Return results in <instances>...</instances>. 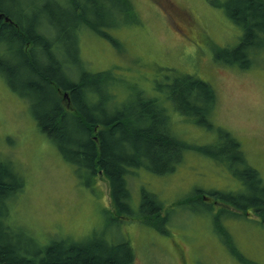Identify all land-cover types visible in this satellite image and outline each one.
Masks as SVG:
<instances>
[{"label": "rangeland", "instance_id": "obj_1", "mask_svg": "<svg viewBox=\"0 0 264 264\" xmlns=\"http://www.w3.org/2000/svg\"><path fill=\"white\" fill-rule=\"evenodd\" d=\"M44 1L49 2L47 8L55 9L51 2L55 0ZM226 1L98 0L102 27L110 38L84 29L78 57L87 71L110 69L122 80L113 89L116 101L129 96L130 85H135L134 92L149 91L143 96L157 99L167 109L176 135L190 145L216 146L222 139L219 132H229L240 142L248 165L259 172L264 184V52L255 55L259 59H253L252 66L244 70L214 62L219 50L234 47L241 36L240 29L224 14ZM34 2L37 4L24 0V4ZM119 6L121 9L115 10ZM24 7L28 17L27 5ZM123 8L132 16L127 25L108 30V20L117 12L122 14ZM182 76L212 86L216 103L207 111L210 128L198 125L192 117L178 118L181 116L172 105L178 98L172 96L171 103L167 89L151 94L155 81L177 85ZM0 154L21 167L17 164L26 180L25 194L17 201L13 219L36 239L45 238L46 243L65 237L81 241L97 231L112 243L127 241L134 264H264V224L256 221L255 214L253 219L234 218L231 212L238 211L224 208L219 214L221 205L217 203L209 212L197 202L185 204L200 192L212 204L210 193L228 195L241 189L232 172L213 157L186 151L175 170L162 175L144 168L130 169L127 182L132 206H138L141 190L154 194L162 205L161 216L168 217L162 227L165 233L140 224L141 216L118 219L108 181L98 174L90 187L85 186V178L83 181L76 173L75 166L38 130L28 101L11 92L1 77ZM102 206L111 215H104ZM39 227L43 234L38 236L34 231L39 232Z\"/></svg>", "mask_w": 264, "mask_h": 264}, {"label": "trees", "instance_id": "obj_2", "mask_svg": "<svg viewBox=\"0 0 264 264\" xmlns=\"http://www.w3.org/2000/svg\"><path fill=\"white\" fill-rule=\"evenodd\" d=\"M5 1L0 0V14L10 22L0 19V77L11 92L28 101L38 130L75 166L76 173L83 181L85 178V186L90 187L93 177L102 173L109 183L111 203L118 219L122 215L130 219L141 216L140 224L165 233L162 227L168 217L161 216V203L154 194L141 190L140 202L134 208L127 177L130 169L135 168L158 175L172 173L184 153L192 150L225 165L241 189L236 193L229 191L228 195L210 193L212 204L200 192L185 204L197 202L209 212L217 203L221 205L219 214L224 208H233L238 211L231 213L235 218L244 219L253 212L264 221L262 177L248 165L240 142L229 132H219L222 139L216 146L190 145L176 135L167 109L157 99L143 96L149 91L134 92L135 85H130L129 96L116 101L113 89L122 80L114 71L89 72L83 68L78 57L82 30L110 38L102 27L98 0L51 1L58 10L55 15L46 11L49 2L44 0H34L37 4L15 0L20 9L17 13L6 8ZM116 8L120 10L121 6ZM223 11L240 29L241 36L234 47L219 50L213 60L218 65L247 69L257 58L255 55L264 52V1L228 0ZM122 12L108 20V30L127 25L130 10L123 8ZM115 42L112 41L114 45ZM60 44L66 47L65 51ZM62 78L69 82L67 88ZM180 78L177 85L158 81L151 94L167 89L171 96L165 95L171 98V103L172 96L178 98V102L172 103L176 107L174 111L181 116L178 118L192 117L198 125L210 128L207 111L216 103L212 86L191 76ZM93 137L97 138V144ZM17 164L6 154H0V264H134L135 256L127 241L112 243L97 231L81 241L65 237L46 243L45 238L36 239L28 229L16 225L14 208L18 199L23 198L26 184ZM102 213L111 215L104 206ZM41 230L39 227V232H34L39 236L43 234Z\"/></svg>", "mask_w": 264, "mask_h": 264}, {"label": "bare ground", "instance_id": "obj_3", "mask_svg": "<svg viewBox=\"0 0 264 264\" xmlns=\"http://www.w3.org/2000/svg\"><path fill=\"white\" fill-rule=\"evenodd\" d=\"M14 1L15 0H6L5 2V4H4V6H6V8H9L10 10H12L13 12H18L20 9H19V7H17L16 5V3H14ZM15 4V5H14ZM29 4H31V3H29ZM39 6H37L36 5V9L38 8ZM47 8V7H46ZM47 9H49V10H47ZM46 9V11H48V13H49V11H50V13H49V15H55V14H58V10L57 9H52V7H48ZM40 46V45H39ZM62 80H63V85H65L66 86V88H67V86H68V84H69V82L68 81H66L64 78H62Z\"/></svg>", "mask_w": 264, "mask_h": 264}]
</instances>
